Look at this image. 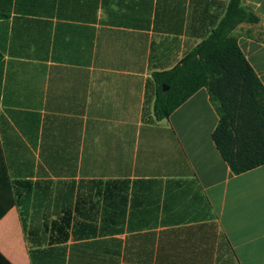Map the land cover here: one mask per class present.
<instances>
[{
  "label": "crops",
  "instance_id": "0c3cea01",
  "mask_svg": "<svg viewBox=\"0 0 264 264\" xmlns=\"http://www.w3.org/2000/svg\"><path fill=\"white\" fill-rule=\"evenodd\" d=\"M230 0H0V253L11 264H264V166L235 175L206 89L153 75ZM259 19L232 33L264 86Z\"/></svg>",
  "mask_w": 264,
  "mask_h": 264
},
{
  "label": "trees",
  "instance_id": "16d2710c",
  "mask_svg": "<svg viewBox=\"0 0 264 264\" xmlns=\"http://www.w3.org/2000/svg\"><path fill=\"white\" fill-rule=\"evenodd\" d=\"M258 22L243 0H230L225 17L205 41L175 68L153 75L158 121L199 90L208 91L219 117L213 141L235 175L264 166V86L232 36L239 25ZM0 264L11 263L0 253Z\"/></svg>",
  "mask_w": 264,
  "mask_h": 264
},
{
  "label": "water",
  "instance_id": "95a60500",
  "mask_svg": "<svg viewBox=\"0 0 264 264\" xmlns=\"http://www.w3.org/2000/svg\"><path fill=\"white\" fill-rule=\"evenodd\" d=\"M162 89L164 92H166L168 90V88H166L164 85L162 86Z\"/></svg>",
  "mask_w": 264,
  "mask_h": 264
}]
</instances>
